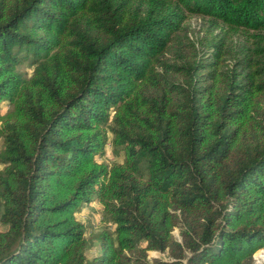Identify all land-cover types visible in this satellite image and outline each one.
<instances>
[{
  "label": "trees",
  "instance_id": "obj_1",
  "mask_svg": "<svg viewBox=\"0 0 264 264\" xmlns=\"http://www.w3.org/2000/svg\"><path fill=\"white\" fill-rule=\"evenodd\" d=\"M0 123V264H254L264 247V0H0ZM108 143L123 162L98 160ZM96 198L88 259L76 213Z\"/></svg>",
  "mask_w": 264,
  "mask_h": 264
},
{
  "label": "rangeland",
  "instance_id": "obj_2",
  "mask_svg": "<svg viewBox=\"0 0 264 264\" xmlns=\"http://www.w3.org/2000/svg\"><path fill=\"white\" fill-rule=\"evenodd\" d=\"M187 24L190 27V35L193 38H200L204 35V29L206 28L207 20L201 15L194 14L189 15V18L186 20ZM20 70L26 74L27 77H30L33 73V66L30 63H24L19 66ZM11 108V105L6 103V108L2 109V114L6 113ZM1 124V123H0ZM3 139L0 137V149L2 148ZM123 154L116 153L114 151V147L111 143H108L106 147V152L102 157H99L98 160L100 162H105L109 166L113 165L114 163H121L123 162ZM3 166L0 164V169ZM77 218L83 221L86 225V238L88 239V243L86 246V255L88 259H91L97 252L98 242H97V234L101 231L107 223L103 221V205L102 203L96 198L91 203L84 204L81 209L76 213ZM174 235L180 239L179 229L174 231ZM261 249H264L261 248ZM257 250L254 254V257L257 256L260 258L258 264H264V253H258L260 250ZM166 253H162L159 251H150L149 257H166ZM254 264H256V259Z\"/></svg>",
  "mask_w": 264,
  "mask_h": 264
},
{
  "label": "built area",
  "instance_id": "obj_3",
  "mask_svg": "<svg viewBox=\"0 0 264 264\" xmlns=\"http://www.w3.org/2000/svg\"><path fill=\"white\" fill-rule=\"evenodd\" d=\"M260 249H261V248H260ZM258 253H264V249H261L260 252H258ZM254 258L256 259V264H258L259 261H260V258L258 257V254H257V256L254 257Z\"/></svg>",
  "mask_w": 264,
  "mask_h": 264
}]
</instances>
